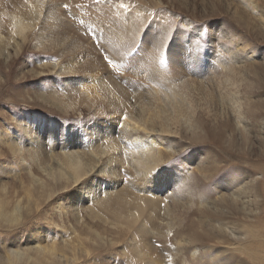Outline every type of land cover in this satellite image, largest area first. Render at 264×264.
Segmentation results:
<instances>
[{
    "label": "bare ground",
    "instance_id": "1",
    "mask_svg": "<svg viewBox=\"0 0 264 264\" xmlns=\"http://www.w3.org/2000/svg\"><path fill=\"white\" fill-rule=\"evenodd\" d=\"M8 1L6 6L0 8V12L8 24L6 30L10 37L17 41V47L36 37L41 29L51 31V36L48 34L50 37L53 35L59 37L65 44L66 41L73 42L69 31L75 34L79 28L85 32L88 41L103 46L104 51H107V60L111 58L117 60L116 68L113 70L115 74L133 73L142 79L131 78L124 80V85H119L110 76L100 73L89 74L86 77L85 72H92L95 69L93 64H89L90 66L81 64L87 60L75 62L84 68L82 73L78 72L79 67L75 64L76 71L68 67L59 69L58 62L55 63L53 74L57 79L56 83L59 80L60 85L70 90L60 95L54 93L51 97L47 96L50 112L67 119V114H81L83 109L88 112L90 119L88 118L85 127L82 128L78 124L59 121L61 125H58L52 124L50 119L43 118L44 121L26 116L22 122L13 125L15 127L13 138L9 136L11 124L1 129L0 139H3V145H8L7 149L19 157L13 159L16 165L20 170L26 167V163L39 167L41 174L49 182H53V188L50 187V183L36 186L42 192L41 197H49L54 193L53 189H58L55 204L61 197L60 191H64L66 193L64 195L71 192L70 199L65 197V201L62 203L59 201L56 211L60 214L68 213L66 216L68 221L82 218L81 215L86 211V215L93 219L92 224L96 228L104 229L105 231H101L108 232L112 237L115 233V241L104 242L109 248L116 241L123 244L122 250L120 249L122 255L119 256L125 260L124 264H155V261H159L160 264H175L176 260L183 261L184 243L177 239L174 232L179 228V223L192 214V205L187 204L195 201L196 197L188 191L185 175L176 173L178 171L176 168L175 171L167 168L169 162L165 161V157H171L181 150L176 151L181 135L179 132L194 133L216 129L215 126L225 132L229 139H235L236 134L240 133V139L247 142L250 149H252L249 142L250 134L255 131V136L259 138H254L260 148L264 139V122L256 112L257 106H261L260 102H255L248 108L245 102L248 74L246 76L241 62V59L246 61L244 56L227 46L221 47L214 41L204 45V42L209 40L200 30L196 34L192 32L194 37L191 39L186 36L177 44L171 45L165 41L151 43L161 34L149 24V30L156 31L155 37L150 33L151 41L138 40L139 27L135 23L134 12L137 7L144 6L136 2L133 3L136 6L129 7L131 1H127L129 2L127 7L124 0ZM78 5H81L83 10L80 14H75L70 7ZM106 8L112 10L110 15L104 14L102 17L93 15L92 20L83 14V12L99 14ZM58 10L70 15L78 28L74 25L66 29L55 27L57 26L55 24L48 27L44 25L47 19H50L49 23H57L60 20L56 14ZM27 13L32 15L27 17L26 22L22 16ZM181 24L191 26L186 20H182ZM27 28L34 30L35 33L29 37L23 35ZM36 40L40 47L41 37ZM232 42L236 43L237 40L232 39ZM10 44L9 41L0 38V55L9 57ZM249 49L252 50L251 53L257 52L255 47ZM130 52L133 55H130ZM103 66L102 63L99 69L103 70ZM258 66L263 71L264 80V63ZM255 69L257 70L256 66ZM263 94L264 90L256 96ZM42 128L45 130L42 131ZM32 138H35V142L39 140V143L31 144ZM12 139L16 140L15 144ZM21 141L23 144H30L31 149H20L18 145ZM256 148L252 150L255 151ZM33 166L29 169L31 181L34 178L31 172ZM242 170L243 168L237 174V171L232 172L234 178L229 181L233 190L228 201L234 209L236 203L240 202L237 197L242 196L254 201L255 204L258 203L256 198L259 194L256 193L264 187L262 174H257L261 178L256 175L244 178L245 172ZM241 174L242 177H239ZM33 186L32 182V188H28L26 192L28 196L35 190ZM4 195L0 198V217L7 224L19 225L22 211L20 201L17 199L13 201L11 196ZM198 203L201 204L200 200ZM9 206L11 209L6 210ZM193 206L198 210L202 208L199 205ZM176 212L181 213L180 218ZM51 220L52 227L59 226L53 219ZM63 220L64 218L61 222ZM216 227L222 235L235 233L228 224H217ZM90 232L91 228L86 231L88 235ZM243 232L239 247L229 249L233 252L235 262L229 256L226 259L221 258L222 252L219 251L213 254L209 251L208 258L215 264H264V226H251L244 228ZM53 234L58 236L57 232ZM48 235L47 230L42 234V238ZM32 237L39 239L40 234ZM77 238L79 239L78 236ZM101 238L103 237L98 234L96 239L100 242ZM65 240L61 246H58L60 242L56 241L57 244L53 243L50 249L36 244L34 247L28 246L23 251L10 250L7 254L4 252L3 257L0 254V264H24L28 258L31 259L30 253L36 262L45 260L47 264H55L56 260L66 264L74 262L76 260L72 257V251H75L73 248L76 249L77 245L82 246V242L78 240L74 242V239ZM198 252V248H194L192 256ZM234 252L242 256L241 262L240 257ZM68 253L72 256L68 257Z\"/></svg>",
    "mask_w": 264,
    "mask_h": 264
},
{
    "label": "rangeland",
    "instance_id": "2",
    "mask_svg": "<svg viewBox=\"0 0 264 264\" xmlns=\"http://www.w3.org/2000/svg\"><path fill=\"white\" fill-rule=\"evenodd\" d=\"M124 1L126 5L129 3H127V1H131L129 7L136 6L133 4L134 2L144 6L137 7L134 12L135 23L139 27L138 40L151 41L152 38L149 34L151 33L155 37L156 31L154 29H156L161 36L155 38L151 43L165 41L172 45L173 43L177 44L182 42L186 36V38L191 39V37H194L192 32L196 34L200 30L209 40L204 42L203 37L202 41L204 45L211 43L210 41H214L221 47L227 46L233 51L241 53L246 59V61L241 59V62H243L245 66H243V68L246 76L248 74L245 102L247 108L248 106L251 107L255 102H260L261 106H257L256 112L261 116V121L264 122V94L259 97L256 96L264 90V80L262 78L263 71L258 66L261 65L262 62L264 63V0ZM8 2V0H0V8L6 6ZM74 6H76L75 3ZM78 7H81V9ZM70 9L75 14H80L83 10L81 5L77 7L71 6ZM111 11L112 10L106 8L104 11L101 10L99 14L95 12L89 14L88 12H83V14L87 15L88 18H91L93 15L102 17L104 14L110 15ZM56 14L60 19L57 23H49L48 21L50 19H47L44 25L48 27L54 26L52 24H55L57 25L55 27L63 29L71 25L76 26L70 15L60 10H58ZM31 15L32 14L28 13L25 14L22 16L24 19L22 20L27 22V17H31ZM2 16L3 14L0 12V29L4 30H0V38L11 43V50H9L10 54L8 58L0 55V130L11 124L12 127L10 128L9 136H12V138L15 132V127L13 125L15 123L17 124L19 121L22 122L21 120L25 119L26 116L50 119L52 124L58 125H61L59 121L65 122L66 124H78L82 128L85 127L88 118L90 119L88 112L83 111V109L81 110V114H67V119L59 114L50 112L47 98L51 97V94L55 93L54 95H60L62 92L67 93V91L70 90V88L66 89V87L60 85L59 80L56 83L57 79L53 74V66L57 62L60 66L59 69L68 67L75 70V64L79 67L77 69L79 73L83 72L84 68H82V65L93 64L95 69L92 70V72H85L86 77H88L89 74L100 73L104 76H110L111 79L119 85H124V80L131 78H139L137 80H142L140 76L134 75L133 73L127 74L126 72L115 74L113 70L116 68L117 60L115 58L107 60V51H104L103 46L95 45L90 42V40L88 41L86 38L87 36L85 37V32L80 31L77 26L78 31H76L75 34L69 31L73 42L66 41L67 43L65 44V41L59 37L54 35L50 37L51 31L41 29L37 32L36 37L25 41L21 47H17V41H13L14 38L10 37V33L6 30L8 24H6ZM182 20H186L191 26L186 27L185 24L182 25ZM149 24L153 25L154 31L149 30ZM128 25H130L129 22ZM33 33H35L34 30L31 31V29L27 28L23 35L29 37ZM39 37H41L40 47H38L36 40ZM232 39L237 40V42H232ZM70 43L75 46L73 47ZM243 47H245V49ZM251 47H255L257 52L251 53L252 50L249 49ZM238 50H242V52ZM130 55L133 54L130 52ZM249 58H251V60ZM77 60L80 62L81 60H87L88 62H81L82 65H80L75 63ZM72 61L74 62L72 63ZM102 63L105 67L103 66L104 69L102 68L103 70H100L99 67ZM44 85H46V87ZM68 95L75 97L71 94ZM45 119L43 120L45 121ZM50 121H48L50 123L49 125L52 126ZM45 125H47V123ZM215 128L216 129L212 130L195 131L194 133L179 132L181 135H179L176 151H178V149L181 150L171 157H165V161L169 162L167 168H170L171 171L176 168L175 170H178L176 173H183L187 179L188 191L196 197L195 201L188 202L187 204L192 205V214L188 219L180 222L179 228H176L174 232L177 234V239L184 243L183 247L185 248L182 252V258H184V260H176L174 262L175 264H213L214 262L208 258L209 251L212 254L219 251L220 253L222 252L221 258L226 259L229 256L230 259H233V252L229 251V249H236L239 247L244 228L264 226V187L259 193H256L259 194L256 198L258 202L256 204L254 201H249V199H245L241 196V198L237 197V200L240 202L236 203L237 206L234 209L230 206L228 201L233 190L229 183V181L234 178L232 172L237 171V174L238 171L243 168L242 171L245 172L244 178L250 175H256L258 178H261V176L257 174H262L264 176V139H262L259 148V143L254 138L259 137L255 136V131L250 134L249 142L251 143L252 149L257 147L256 150L253 151L250 149L247 142L240 139V133L236 134L235 139H229L227 134L221 131L220 128L216 126ZM41 130L43 131L45 128ZM59 136L61 137L62 134ZM12 140L15 144L16 140ZM30 143L37 144L39 140L35 142V138H32ZM18 146L20 149H31L30 144H23L22 141ZM7 147L8 145H3V139H0V198H2L4 194H7L11 196L10 198H12L13 201L15 199L19 200L22 211L19 217V225L16 223L7 224L0 217V254H2V257L4 256V252L7 254V251L10 250L23 251L28 246L34 247L36 244L50 249L51 246L54 245L53 243L57 244L56 241L60 242L58 246H61L65 239V241L74 239V242H76L75 240L82 242V246L77 245L79 249L77 246L76 249L73 248L75 250L72 251L73 256L70 253L67 254L68 257L72 256L76 260L74 262L70 261L67 264H91L92 262L93 264H124L125 260L120 258L123 244L116 241L113 244L114 247L111 246L109 248L104 242V240L107 242L110 240H112V242L113 240L115 241L116 234L114 233L115 235L113 234L112 237L109 236L108 232L103 233L102 231L104 229L96 228L92 224L93 219L90 218L89 215H86V211L81 215L82 218L68 221L66 219L68 213L60 214L56 211V206L59 201L62 203L67 197V199H70L71 197L69 194L71 192L68 195H64L66 193L60 191L59 194L61 197L56 204L54 201L58 189H53L54 195L51 194L49 197H41L42 192L36 185L45 183L49 185L50 183V187L53 188V182H49V180L41 174L40 168L35 164L26 163L27 168H21L20 170L13 160L19 157L12 154ZM207 147H210V149ZM42 153L45 152L42 151ZM185 159L187 160L186 162ZM30 166L34 167L33 171H31L34 177L32 181L29 175ZM239 177H242V174L239 175ZM32 182L35 186H33V189L37 191H32L30 196H28L26 192L28 188H32ZM68 190H70V188ZM184 194H186V191H184ZM3 197H5V195ZM198 200H200L201 204L198 203ZM241 201L244 203H241ZM193 205H199L202 208L198 210L196 206ZM10 209L11 206L6 208V210ZM180 214V212L177 214L178 218L181 217ZM50 218L59 226L52 227V220ZM62 218H64V220L61 222ZM80 219L81 223L78 221ZM217 224H228L234 229V235L230 233H224L222 235L219 232V228L216 227ZM84 226L87 228H84ZM89 228L92 229V232H90L91 237L90 234L88 235L86 233ZM53 229L55 230L53 231ZM32 230L34 234H32ZM47 230L49 231V235L42 238V234L46 233ZM53 232H57L58 236H54ZM95 233L97 234L96 236L94 235ZM35 234H40V238L34 239L32 236ZM98 234L104 238H101L100 242L96 239ZM194 248H198L199 252L192 256ZM234 254L237 255L235 252ZM30 256L31 259L28 258L27 262L24 264H47V262H45L46 260L44 262H36L33 260L32 253H30ZM237 256H239V254ZM233 261L235 262L234 259ZM58 262L60 264H66L63 261L57 260L55 264ZM155 264L160 263L159 261H155Z\"/></svg>",
    "mask_w": 264,
    "mask_h": 264
}]
</instances>
